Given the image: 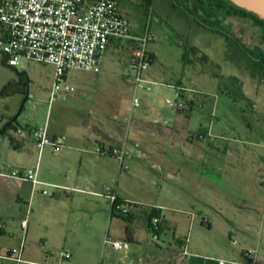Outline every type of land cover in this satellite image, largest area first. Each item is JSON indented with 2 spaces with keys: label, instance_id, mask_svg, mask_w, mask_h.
Segmentation results:
<instances>
[{
  "label": "rangeland",
  "instance_id": "374dc122",
  "mask_svg": "<svg viewBox=\"0 0 264 264\" xmlns=\"http://www.w3.org/2000/svg\"><path fill=\"white\" fill-rule=\"evenodd\" d=\"M118 3L132 30H149L157 37L148 46L154 60L144 73L153 85H136L129 44L118 40L107 49L100 73L70 70L67 82L73 91L51 103L53 67L26 59L12 67L3 63L0 46V163L8 161L21 165L14 169L29 170L39 160L29 152L36 150L31 142L20 150L13 148L10 137L14 131L2 133L10 121L19 127L47 126L50 134L65 137L63 144H86V136L102 132L124 147L130 134L129 145L141 155L129 154L124 169L122 161L119 165L109 161L107 169L116 178L122 171L121 184L131 197L136 195L146 204L161 203L169 236L177 232V236L188 237L191 251L206 258L244 262L242 252L248 251L257 253L255 264H264V150L250 146L264 142V117L259 111L264 109V93L248 95L240 82L252 72V58L235 40L206 30V14L201 11L194 16L185 9V15L166 0H152L150 5L146 0ZM187 5L193 9L192 3ZM226 24L232 37L236 27H244L243 22L230 25L231 19ZM255 30L257 37L260 31ZM19 79L28 82L27 96L3 95L4 87ZM135 99L141 102L139 107H134ZM191 100V109L181 110ZM209 144L228 146L227 156H222L229 164L228 174L206 175V154L216 160L223 155L214 146L208 151ZM251 151L258 163L252 161ZM240 155L243 161L237 166L234 161ZM46 167L41 159L40 173ZM75 169L79 166H69L60 176ZM43 188L48 191L43 198L51 200L54 189ZM92 189L99 191L89 188L85 193ZM82 196L73 202L67 193L51 205L40 203L37 211L52 213L67 226L77 225L74 220L78 219L81 231L86 232L92 218L101 222L95 204L105 199ZM33 209L0 191V221L11 225L9 233L0 232V264H53L63 259L67 247L63 234L54 248L27 239L24 262L9 259L12 250L22 247V220L30 219ZM203 217L211 221V228L201 225ZM114 222V229L124 225L119 219ZM133 224L138 235L149 232L145 217H137Z\"/></svg>",
  "mask_w": 264,
  "mask_h": 264
},
{
  "label": "crops",
  "instance_id": "0c3cea01",
  "mask_svg": "<svg viewBox=\"0 0 264 264\" xmlns=\"http://www.w3.org/2000/svg\"><path fill=\"white\" fill-rule=\"evenodd\" d=\"M88 1L91 2L95 0ZM1 32L2 28L0 26V36ZM134 32L139 33L136 31ZM253 33L254 31L247 32L242 29V37L236 40V42L241 48V51L244 52L247 57L252 58V72L245 77V81H240L243 91L245 90V93L248 95L258 96L260 92L264 93V83L261 81L262 70L256 65L257 56H259L264 48V37L261 32L257 34V37H255ZM116 41L118 40H114L111 44H114ZM247 69V71H250V67ZM252 103V105L255 104V102ZM259 111L260 115L264 117V109H260ZM17 127L19 126H16V128ZM49 135L51 137L59 136L58 134L50 133ZM86 137L88 139L86 144L68 142L64 144L63 149L59 153H53L50 147L44 149L41 154L37 147L35 151L34 149H29L32 156H38L39 159L29 170L36 168L39 163L38 180L59 187H52L54 191L51 200L43 198L47 195L42 194L45 188H43L44 186L41 184L33 185L29 181H17L0 177V191L15 196L16 199L26 202L28 206L33 205V207H36L35 210H32L29 216L30 219L27 220L28 225L25 234L21 226L23 260L27 253V239H31L35 243L44 242L46 246L48 245L54 248L61 234L64 235V241L67 245L65 250L71 251L72 259L69 261L64 259L53 260V264H216L217 260L222 259L206 258L200 253H194L189 247L188 237L177 236V232L174 233L173 236H169L167 232L170 225L163 215L164 207L161 203L146 204L136 195L131 197L125 186L121 184L122 178L125 177L122 171L118 173L117 178L113 172L108 171L109 161L117 165L122 161L120 167L124 169V163L127 161L129 154L133 155V157L141 155L140 152L134 150V148L129 145L130 134L128 138L125 139L126 146L124 147L120 145L119 140L112 136H108L106 133H94ZM27 142L34 144L29 138H24L14 143L17 148L12 146L16 150H20ZM250 146H257L264 150V142H253ZM207 147H210L208 151H211L213 147L215 151L218 150L219 153L223 155L220 154L219 159L216 160L214 156L208 155V153L206 154V175L210 177H221L228 174L229 164L226 162L225 158H222V156H227V152L229 151L228 146H215L209 144ZM251 156L254 158L252 161L258 163V156L252 151ZM239 158L240 159L234 161L237 166L242 164L243 161L241 155ZM41 159L44 160L49 173H47V171L40 173ZM3 162L4 163H0L2 167L8 166L13 168L14 165L21 166L20 164L8 163V161ZM69 166H79V169H75V171L73 170L72 172L68 171L65 176L62 175L61 177V170L68 169ZM21 170L23 169L21 168ZM232 173L236 174V171L232 170ZM89 188H97L100 192L96 191V189H92L94 191H86L85 193V190ZM108 188H112L122 202H128L134 205L129 213L130 216H132L130 222L112 216V205L109 198L104 194ZM67 193L71 195L73 202L81 199L83 197L82 195H85L87 199L88 196L105 199L109 205L106 204L104 200H102V202H96L95 204L96 209L94 212L95 215L101 218V222L96 220V218L94 220L92 218L90 224L86 225L88 226V231L82 232V224L79 223L80 220L78 219L74 220V223L77 225L67 226L59 222L52 213L51 215H47L46 213L41 214L37 211V206L40 203L51 205L59 201V198ZM75 193L80 194V196H76ZM145 206H152L161 210V219L157 220L156 226L158 228V224H161L162 227L161 234H157L159 236L158 241L152 239L154 233L148 232L147 235H144V233L141 236L138 235L134 227L133 223L136 218L141 216L144 217L143 208ZM115 219L122 220L124 225L114 229ZM204 219L206 221V226L211 228V221L206 217L201 218V225L204 226ZM9 228H11V225L9 226L3 223V221H0L1 233H9ZM67 232H69V235ZM107 239L109 243H105ZM115 240L127 241L129 244L128 249H115L110 243ZM184 247L189 249L191 255L182 262H178V255Z\"/></svg>",
  "mask_w": 264,
  "mask_h": 264
},
{
  "label": "built area",
  "instance_id": "2783aa9c",
  "mask_svg": "<svg viewBox=\"0 0 264 264\" xmlns=\"http://www.w3.org/2000/svg\"><path fill=\"white\" fill-rule=\"evenodd\" d=\"M0 46L7 64L17 67L21 60H31L52 66L54 69L50 102L59 95L70 93L73 88L67 82L70 70L81 69L95 74L101 72L102 60L114 40H126L133 59L134 76L137 86L150 88L153 82L144 77V73L152 64V55L148 46L157 37L152 31L135 33L131 22L119 11L118 0H0ZM264 83V76L261 79ZM179 97L180 94H179ZM141 102L134 100V107ZM189 110L188 102L181 110ZM14 143L29 138L38 148L40 154L48 147L53 153H59L64 147L65 137H51L47 126L44 128L17 127ZM39 163L31 170H18L0 166V177L17 181H29L33 185L59 188L55 185L38 180ZM48 195L47 190L42 191ZM112 207L124 215L131 211L130 203L120 202L112 188L104 193ZM206 222V221H205ZM28 221H22L25 234ZM157 228V220L153 222ZM152 239L158 241L154 233ZM105 243H109L107 239ZM117 250L128 249L127 241L110 242ZM236 245L237 242L233 241ZM22 248L12 250L9 259L17 263L24 262ZM245 261L234 262L225 259L217 260L216 264H255L256 252H242ZM189 249L184 247L178 255V262L190 256ZM64 260H71L72 253L65 250Z\"/></svg>",
  "mask_w": 264,
  "mask_h": 264
},
{
  "label": "trees",
  "instance_id": "16d2710c",
  "mask_svg": "<svg viewBox=\"0 0 264 264\" xmlns=\"http://www.w3.org/2000/svg\"><path fill=\"white\" fill-rule=\"evenodd\" d=\"M152 0H146V3L150 5V2ZM169 1L172 5V7L180 11L182 14L187 15V10L190 11L191 14L194 16H200L199 11H201L203 14H206L208 16L207 21L205 22L208 25V28L210 31L217 33V34H223V26L222 23L228 19L230 16H250L252 17L258 26L262 29V34L264 37V20L260 19L259 16L256 14L249 12L243 8L238 7L234 3L230 2L229 0H166ZM192 3L193 9H190L187 4ZM182 7V8H181ZM187 9V10H185ZM221 17V19L219 18ZM143 32V31H140ZM152 59H153V54ZM3 63H7L5 58L3 57ZM256 65L261 68L262 70V77L264 76V48L257 56V62ZM28 93V82L25 79H19L18 81H10L3 89V95L11 96L14 94H21L27 96ZM181 96V94H180ZM189 109H191V105L193 102H188ZM9 130H16V124L14 121H10L6 127V129L2 132L4 135L8 133ZM10 141L12 145H14V138L11 136ZM121 202V200H120ZM131 208L134 206L130 203ZM112 216L119 217L122 220L126 222H130L132 220V217L130 214L124 215L118 212L114 207H112ZM143 214L145 217L146 222V228L150 233H156L161 234V224H158L159 227L156 229L153 225L154 220H160L161 219V210L157 209L152 206H145L143 208ZM204 226H206L205 223H203Z\"/></svg>",
  "mask_w": 264,
  "mask_h": 264
},
{
  "label": "flooded vegetation",
  "instance_id": "af4514ba",
  "mask_svg": "<svg viewBox=\"0 0 264 264\" xmlns=\"http://www.w3.org/2000/svg\"><path fill=\"white\" fill-rule=\"evenodd\" d=\"M219 18L221 19V17L219 16ZM208 19V16H206V21ZM228 19H231V24L230 25H233V26H237V24H241L243 22L244 24V27L242 28L243 30H246L247 32L248 31H255V29H259V31L261 32L262 34V29L258 26V24L256 23V21L250 17V16H230ZM226 19L223 23H222V28H223V34H220V35H224V37H226L228 40H238L240 39L242 36V29L241 28H237L236 27V35L234 37H232L230 34V30L226 24L227 20ZM237 19V20H235ZM239 21V22H237ZM245 22V23H244ZM245 27H247L245 29ZM206 30H209L208 28V25L206 23ZM263 35V34H262Z\"/></svg>",
  "mask_w": 264,
  "mask_h": 264
},
{
  "label": "water",
  "instance_id": "95a60500",
  "mask_svg": "<svg viewBox=\"0 0 264 264\" xmlns=\"http://www.w3.org/2000/svg\"><path fill=\"white\" fill-rule=\"evenodd\" d=\"M240 8L252 12L264 20V0H229Z\"/></svg>",
  "mask_w": 264,
  "mask_h": 264
}]
</instances>
